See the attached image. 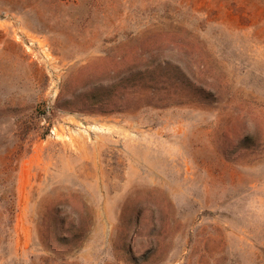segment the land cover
<instances>
[{
	"label": "rangeland",
	"instance_id": "374dc122",
	"mask_svg": "<svg viewBox=\"0 0 264 264\" xmlns=\"http://www.w3.org/2000/svg\"><path fill=\"white\" fill-rule=\"evenodd\" d=\"M0 264H264V0H0Z\"/></svg>",
	"mask_w": 264,
	"mask_h": 264
},
{
	"label": "trees",
	"instance_id": "16d2710c",
	"mask_svg": "<svg viewBox=\"0 0 264 264\" xmlns=\"http://www.w3.org/2000/svg\"><path fill=\"white\" fill-rule=\"evenodd\" d=\"M161 68L164 70V71H167L169 72L170 74V78H172L173 81L177 82V83H180V84H183V81H181L180 77H183V75L181 74L179 68L177 66H173L170 64V62L168 61H163V63H159L156 67L155 70L157 69H160ZM142 100V97H139V98H135L133 97L132 94L130 93H126L125 96H121L119 98V102H127V103H137L138 101ZM107 105H110V103H105ZM119 112V111H117Z\"/></svg>",
	"mask_w": 264,
	"mask_h": 264
}]
</instances>
